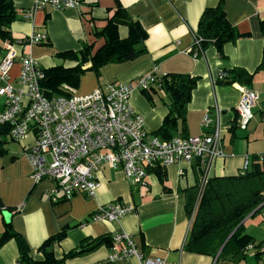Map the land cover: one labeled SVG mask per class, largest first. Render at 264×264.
<instances>
[{"label":"crops","instance_id":"0c3cea01","mask_svg":"<svg viewBox=\"0 0 264 264\" xmlns=\"http://www.w3.org/2000/svg\"><path fill=\"white\" fill-rule=\"evenodd\" d=\"M15 6L16 19L10 25L15 40L29 37L35 32L47 36L45 43L16 49L21 56L30 55L41 69L57 65L74 64L57 59L60 52H78L84 46L98 49L105 38L98 34L107 26L118 6L147 33L146 53L133 61L103 66L97 74L87 71L75 89L76 95H86L109 84H133L138 78L156 69L160 75L185 74L197 78L186 114V137L200 136L205 132L201 123L208 115L212 127L220 125L222 148L225 159L215 160L208 169L200 161L180 163L165 168L167 181L160 183L153 171L147 176V187L129 184L121 171L102 167L96 178L99 187L94 196L76 193L70 200L51 196L56 183L50 179L35 182L26 150L35 142L30 133L22 142L5 141L0 151V236L7 224L27 243L31 256L42 259L37 252L49 237L66 230V237L53 248L57 259L78 248L84 241L99 237H112L119 232L132 236L137 249L146 257L159 258L171 264H264V254L254 248L244 251L237 259L199 255L187 252L184 247L191 222L185 205L188 190L201 189L203 180L213 177L237 176L253 159L264 161V0H94L79 9L53 11L35 8L37 0H11ZM223 2L230 24L241 35L235 43L224 46V57L214 47L205 52L195 50L200 18L207 8ZM121 38L127 36V28L119 27ZM0 40V63L6 54V44ZM197 53V54H196ZM88 68V66H87ZM21 62L11 70V83L16 87ZM221 71L228 72V83L217 82ZM3 83L0 80V88ZM250 88L258 98L253 110L254 117L246 130L238 126L236 107L241 90ZM165 94L150 95L133 91L130 104L144 118L146 131L153 135L168 114ZM5 98L0 97V111L5 108ZM181 136L180 131L174 137ZM173 137V138H174ZM10 144V145H7ZM118 202L135 207V211L119 222L93 219L101 206ZM257 216L264 225V211ZM255 219V218H250ZM247 219V220H250ZM245 221V226L247 223ZM245 233L252 236L249 230ZM254 244H263L264 238ZM107 246L87 254L66 260L65 264H136L135 261L109 263ZM17 242L10 239L0 248V264H19Z\"/></svg>","mask_w":264,"mask_h":264},{"label":"built area","instance_id":"2783aa9c","mask_svg":"<svg viewBox=\"0 0 264 264\" xmlns=\"http://www.w3.org/2000/svg\"><path fill=\"white\" fill-rule=\"evenodd\" d=\"M93 2L37 0L35 8L77 10ZM46 41L45 34L35 32L6 44V54L0 63L3 83L0 97L6 100L5 108L0 111V126L8 127L5 136L8 141L22 142L30 133L35 136V142L26 150L32 179L35 182L55 181L56 188L51 191L53 198L60 194L63 199L70 200L76 193L94 196L99 187L96 173L104 166L123 172L129 184L142 188L147 187L149 172L157 167L200 161L209 169L215 160L225 159L223 130L220 125L212 127L208 115L201 123L205 132L200 136H178L163 141L146 131L144 118L132 108L130 98L133 91L148 90L156 84V75L162 76L156 69L133 84H109L103 90L86 95L49 98L42 88L44 70L30 55L21 56L15 47L26 48ZM198 43L196 39L195 45ZM18 60L21 71L15 87L10 74ZM229 80V73L221 71L216 81L228 83ZM257 98L254 90L246 87L241 90L236 107L240 130H246L252 121ZM207 180V177L203 180L201 189ZM134 211L132 205L113 202L101 206L93 219L119 222ZM254 248V245L248 246L249 250ZM109 250V263L171 264L146 257L137 249L132 236L123 231L112 237Z\"/></svg>","mask_w":264,"mask_h":264},{"label":"trees","instance_id":"16d2710c","mask_svg":"<svg viewBox=\"0 0 264 264\" xmlns=\"http://www.w3.org/2000/svg\"><path fill=\"white\" fill-rule=\"evenodd\" d=\"M15 19L13 2L0 0L1 41L10 43L16 41L10 32V25ZM106 20L107 26L98 34L105 38V43L101 47L95 50L92 44L84 46L78 52H60L56 55L57 59L70 61L74 65L67 67L63 64L44 70L45 79L42 81V88L49 98L75 94L81 77L87 71L92 70L99 74L101 68L107 64L133 61L146 53L147 33L140 23L133 21L127 15L124 8L118 6L115 13ZM121 26L127 28V36L124 38L119 35ZM260 27L264 34V21L261 22ZM240 38L241 35L228 21L223 2L220 1L216 7L207 8L203 12L196 35L199 43L194 48L199 55L209 47H214L223 58L224 46L235 43ZM196 87L197 78L172 73L156 75V84H152L148 90H141L148 97L162 93L166 96L163 99L167 100L169 111L153 136L169 141L180 131L181 136L186 137L187 107ZM8 130V127L0 126V139L8 134ZM4 142L0 140V149ZM253 160L252 167L247 172L246 169L237 176L213 177L207 180L200 191L188 190L185 210L191 227L184 247L187 252L216 257L221 251L220 257L237 259L244 256V251L249 245H254L260 251L257 257L264 254L263 244H254L253 237L245 233V221L256 218L264 211V161L261 163L257 158ZM164 169L157 167L152 171L163 187L167 188ZM2 208L3 204L0 200V211ZM66 233V230H63L45 240L37 248L42 259L35 260L30 254L31 250L26 241L7 224L0 236V248L10 239H14L19 250V264H65L66 260L92 252L102 245L109 249L112 245V239L106 236L84 241L78 248L59 260L55 257L53 248L66 237Z\"/></svg>","mask_w":264,"mask_h":264},{"label":"rangeland","instance_id":"374dc122","mask_svg":"<svg viewBox=\"0 0 264 264\" xmlns=\"http://www.w3.org/2000/svg\"><path fill=\"white\" fill-rule=\"evenodd\" d=\"M7 145H10V144H7ZM259 216H261V215H259ZM257 218L247 220L245 229H246V231L248 229L249 232L251 233V235L254 236V238L257 241H261L264 238V225L260 226L259 223H258L259 221H258Z\"/></svg>","mask_w":264,"mask_h":264},{"label":"water","instance_id":"95a60500","mask_svg":"<svg viewBox=\"0 0 264 264\" xmlns=\"http://www.w3.org/2000/svg\"><path fill=\"white\" fill-rule=\"evenodd\" d=\"M232 235H233V234H232ZM232 235L229 237V239L232 237ZM229 239H228V240H229Z\"/></svg>","mask_w":264,"mask_h":264}]
</instances>
